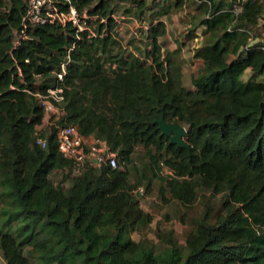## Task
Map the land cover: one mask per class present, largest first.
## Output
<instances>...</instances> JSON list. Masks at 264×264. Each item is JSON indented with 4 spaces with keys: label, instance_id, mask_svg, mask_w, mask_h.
I'll list each match as a JSON object with an SVG mask.
<instances>
[{
    "label": "trees",
    "instance_id": "obj_1",
    "mask_svg": "<svg viewBox=\"0 0 264 264\" xmlns=\"http://www.w3.org/2000/svg\"><path fill=\"white\" fill-rule=\"evenodd\" d=\"M88 15L75 26L23 24L25 0H0V252L5 264H264V41L250 30L259 0H200L205 16L193 56L200 70L182 82L176 51L165 49L163 20L148 26L144 47L121 43L109 0H70ZM135 1V0H134ZM186 0H166L177 9ZM67 9V5H61ZM145 0L127 12L142 18ZM74 42V46L67 49ZM65 66L63 80L55 73ZM248 73V75L246 74ZM244 75L245 78H243ZM60 85L56 124L38 131L44 110L37 93ZM178 122L186 147L170 142L156 122ZM76 127L116 152L115 168L85 165L75 173L57 148V128ZM36 136L46 146L35 143ZM137 145L161 172L169 197L185 206L199 190L210 203L181 246L172 229L157 242L131 234L152 221L136 197L128 165ZM61 171L55 184L51 174ZM150 182V180H149ZM11 222H15L14 225Z\"/></svg>",
    "mask_w": 264,
    "mask_h": 264
},
{
    "label": "rangeland",
    "instance_id": "obj_2",
    "mask_svg": "<svg viewBox=\"0 0 264 264\" xmlns=\"http://www.w3.org/2000/svg\"><path fill=\"white\" fill-rule=\"evenodd\" d=\"M113 9L114 16L118 21L116 26V35L121 43L129 46L144 47V40L147 37L148 26L154 24L157 20H163L166 26V33L160 38L165 49L176 51L175 56L179 57L182 63V82L187 88H191L192 75L200 70V61L193 56L194 49L201 43L203 27L199 20L205 16L199 7L200 0H186L185 3L177 8L165 9L166 0H145L146 7L142 18L134 17L131 12L136 9L137 0H109ZM262 10L259 15L258 23L251 28V40L264 41V0H259ZM126 9H131L127 12ZM248 75V73H246ZM244 75L243 78H245ZM57 115V113H55ZM55 114H45L43 123L38 126V131H45L49 126L56 124L57 116ZM146 150L142 145H137L131 157V162L121 164L129 171V178L132 182L138 181V187L143 192L137 193L140 207L150 213L152 221L150 224L131 234L133 239L147 238L157 242L156 231L172 229L176 240L181 246L185 244L186 233L194 228L202 218L206 209V204L210 203L214 217L221 213L222 207L219 202L220 195L217 194L212 202V197L208 191L199 190L195 202L189 206L181 204L179 201L169 197L168 192L163 187L161 177L154 176L153 172L163 176L167 169L161 166V172H158L156 165L149 159ZM61 171H55L51 174V179L55 184L67 188L70 184L68 179L60 181ZM150 180V182H149ZM1 191V187H0ZM6 200L0 197V212L6 207ZM15 222H11L14 225ZM0 264H5L0 252Z\"/></svg>",
    "mask_w": 264,
    "mask_h": 264
},
{
    "label": "built area",
    "instance_id": "obj_3",
    "mask_svg": "<svg viewBox=\"0 0 264 264\" xmlns=\"http://www.w3.org/2000/svg\"><path fill=\"white\" fill-rule=\"evenodd\" d=\"M25 11L21 30L17 33L18 37H26L25 29L29 26H37L48 23L64 25L71 23L75 26L76 37L84 29H91L87 26L88 15L85 11L79 13L70 0H25ZM67 5V9H62L61 5ZM74 46V42L67 49V52ZM66 60L60 64V70L55 73L56 84L63 80ZM62 88L60 85L47 89L45 94L37 93L39 103L44 113H58L57 106L63 99ZM57 148L64 158L72 162L75 173H79L87 165H107L115 168L118 165L116 152L110 149L106 141L99 138H86L81 136L76 127L66 125L57 128L56 132ZM35 143L40 147L46 146V140L41 136H36ZM142 193L143 189L138 187L134 190Z\"/></svg>",
    "mask_w": 264,
    "mask_h": 264
},
{
    "label": "water",
    "instance_id": "obj_4",
    "mask_svg": "<svg viewBox=\"0 0 264 264\" xmlns=\"http://www.w3.org/2000/svg\"><path fill=\"white\" fill-rule=\"evenodd\" d=\"M156 122L158 123L162 133L169 137L170 142L181 147L187 146L184 141V136L186 134L184 126L180 125L178 122H167L164 120L162 115Z\"/></svg>",
    "mask_w": 264,
    "mask_h": 264
}]
</instances>
